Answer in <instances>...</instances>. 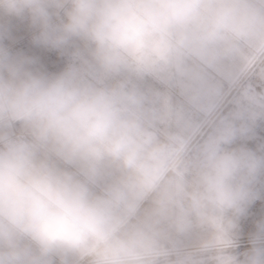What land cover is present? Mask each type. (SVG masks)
I'll return each instance as SVG.
<instances>
[{"label":"clouds","instance_id":"1","mask_svg":"<svg viewBox=\"0 0 264 264\" xmlns=\"http://www.w3.org/2000/svg\"><path fill=\"white\" fill-rule=\"evenodd\" d=\"M0 264H264V0H0ZM2 39V34H0Z\"/></svg>","mask_w":264,"mask_h":264},{"label":"rangeland","instance_id":"2","mask_svg":"<svg viewBox=\"0 0 264 264\" xmlns=\"http://www.w3.org/2000/svg\"><path fill=\"white\" fill-rule=\"evenodd\" d=\"M35 29L27 19L0 18V34L2 42L16 57L32 58L35 67L48 73L62 71L66 65V57L57 50L47 49L33 43ZM264 217V202L257 201L250 209V216L245 221V229L254 226V222Z\"/></svg>","mask_w":264,"mask_h":264}]
</instances>
